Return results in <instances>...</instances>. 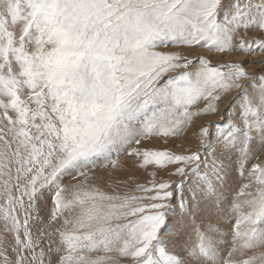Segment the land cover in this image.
I'll list each match as a JSON object with an SVG mask.
<instances>
[{"label": "snow or ice", "instance_id": "snow-or-ice-1", "mask_svg": "<svg viewBox=\"0 0 264 264\" xmlns=\"http://www.w3.org/2000/svg\"><path fill=\"white\" fill-rule=\"evenodd\" d=\"M250 29L264 0H0V264H264V74L191 51Z\"/></svg>", "mask_w": 264, "mask_h": 264}, {"label": "rangeland", "instance_id": "rangeland-1", "mask_svg": "<svg viewBox=\"0 0 264 264\" xmlns=\"http://www.w3.org/2000/svg\"><path fill=\"white\" fill-rule=\"evenodd\" d=\"M254 2H258V0H254ZM240 38L248 40V39H258L264 37H261L260 31L258 29H250L246 32L244 30H241L239 36L237 37V42ZM191 51L195 55H203L205 58L211 59L214 64L228 63L233 60L235 61L245 60L247 61V63L244 66L250 73L256 75L264 74V63H258L259 61H264V53L257 52L255 54L248 55L246 53L237 52L230 55H225L223 53H218V52H208L206 49H201V48H196ZM189 58L191 59L192 56H190ZM235 95H237V93L234 92L229 97L225 98V100L220 106L221 110L224 109V106L230 101L231 97ZM200 107H203V103L200 104ZM224 119L226 120L227 116H225ZM210 121L212 122L213 127H215V124L217 123H222L219 114L203 116L195 121V126L192 129H189L187 133L189 137L188 140H174V141L170 140L168 145H163L162 140L157 141V143L167 147H173L174 145H183L184 147H194L196 144V139L193 133L198 130L201 124H208ZM175 150L179 151L180 149L176 148ZM149 171H151V169H149ZM95 172L97 177H103V179H97L96 183L100 184L103 187V190L109 193L117 192L119 194H124L125 192H132V190L135 188V185L137 183L143 184L151 179V177L148 175V171L135 168L129 164L124 169L118 170L112 174L113 181L118 180L121 181L122 183L113 184L111 187H109L107 170L103 168H97L95 169ZM159 177L169 178L166 176L164 172L159 173ZM124 181H126V183H123ZM240 182H241V178L239 176V172L234 171L232 173L231 181H230L232 188H235ZM64 183L65 184L75 183V181H72L71 178L69 177L64 180Z\"/></svg>", "mask_w": 264, "mask_h": 264}]
</instances>
